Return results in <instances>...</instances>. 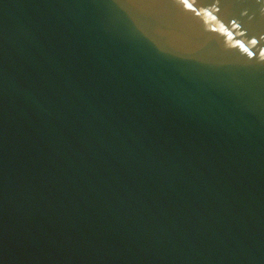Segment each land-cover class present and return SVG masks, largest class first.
Segmentation results:
<instances>
[{
    "label": "water",
    "instance_id": "95a60500",
    "mask_svg": "<svg viewBox=\"0 0 264 264\" xmlns=\"http://www.w3.org/2000/svg\"><path fill=\"white\" fill-rule=\"evenodd\" d=\"M0 264H264V0H0Z\"/></svg>",
    "mask_w": 264,
    "mask_h": 264
}]
</instances>
